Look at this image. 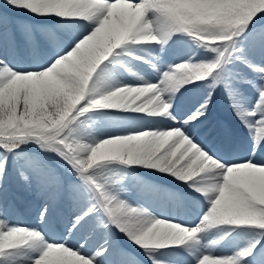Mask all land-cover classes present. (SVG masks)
Returning <instances> with one entry per match:
<instances>
[{"label":"snow or ice","instance_id":"6c2138e0","mask_svg":"<svg viewBox=\"0 0 264 264\" xmlns=\"http://www.w3.org/2000/svg\"><path fill=\"white\" fill-rule=\"evenodd\" d=\"M221 85L235 130L210 145ZM0 264H264V0H0Z\"/></svg>","mask_w":264,"mask_h":264},{"label":"bare ground","instance_id":"6f19581e","mask_svg":"<svg viewBox=\"0 0 264 264\" xmlns=\"http://www.w3.org/2000/svg\"><path fill=\"white\" fill-rule=\"evenodd\" d=\"M185 40L177 41L174 46L167 49L165 52H161L160 49L156 46L146 47L143 49H136L135 54L138 56H148L151 57H159L160 61L164 62L165 65L169 63H178L179 60L188 52L183 50L182 45ZM188 42V41H186ZM175 50V56L172 54V51ZM178 56V58H176ZM128 68L131 72H135L139 75V73L145 77V79L150 80L151 82H155L156 76L155 73L149 68L146 64L140 63L135 60L128 61ZM122 79L125 82H133V78L129 75L128 72L123 73ZM183 91V90H182ZM207 89L205 87L194 88L188 92H186L182 97H180V110L184 111L187 108L191 107L198 99L202 96H205ZM179 96V93H177ZM213 100L214 103L210 105L212 111L209 114V124L212 126H204L201 125L196 129L197 134L200 136L202 140L209 143L210 145H215L217 141L223 138L224 135V123H222L221 118L224 117L226 119L225 125L235 129V120L234 116L231 112V103L228 99L227 93L224 91L223 86H218L215 91H213ZM112 115L119 117V120L115 121H107L105 122L106 128H124L128 126L139 127L141 125L147 126L146 119L144 121L136 120L133 118L132 114H125L122 112H115ZM170 123V122H169ZM207 124V123H206ZM215 126V127H214ZM214 127V132L212 130ZM137 175H144V170L140 169L137 172ZM149 179L151 183L158 184L161 187L167 188L170 191L178 192V191H187L186 186L179 185L168 179H161L160 175L157 173L153 177H145ZM158 212H163L164 214H168L171 211V205L165 207L163 204L157 205ZM189 219L188 217H185ZM34 215H28L24 217V222H34ZM243 235L242 232L237 233V237H241Z\"/></svg>","mask_w":264,"mask_h":264},{"label":"rangeland","instance_id":"374dc122","mask_svg":"<svg viewBox=\"0 0 264 264\" xmlns=\"http://www.w3.org/2000/svg\"><path fill=\"white\" fill-rule=\"evenodd\" d=\"M187 40H185L184 41V43L182 44V45H184V47H182V49L183 50H185L186 52H187V50L189 51L190 50V48L192 47V45H191V42L190 41H188V42H186ZM187 49V50H186ZM172 54L175 56V50L174 51H172ZM176 58H178V56L176 57ZM181 60V59H180ZM180 60H179V62H180ZM167 63H169V62H167ZM139 75H141L140 73H139ZM142 76V75H141ZM222 118H224V117H222ZM225 119V118H224ZM26 148H28V149H33L35 146L34 145H27V146H25ZM38 151V150H37Z\"/></svg>","mask_w":264,"mask_h":264}]
</instances>
